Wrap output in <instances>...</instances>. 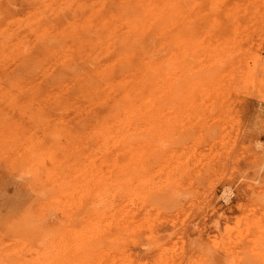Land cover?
I'll list each match as a JSON object with an SVG mask.
<instances>
[{"label": "rangeland", "instance_id": "obj_1", "mask_svg": "<svg viewBox=\"0 0 264 264\" xmlns=\"http://www.w3.org/2000/svg\"><path fill=\"white\" fill-rule=\"evenodd\" d=\"M0 264H264V0H0Z\"/></svg>", "mask_w": 264, "mask_h": 264}]
</instances>
